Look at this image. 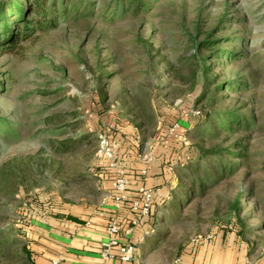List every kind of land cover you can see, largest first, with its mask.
Segmentation results:
<instances>
[{
	"label": "rangeland",
	"instance_id": "rangeland-1",
	"mask_svg": "<svg viewBox=\"0 0 264 264\" xmlns=\"http://www.w3.org/2000/svg\"><path fill=\"white\" fill-rule=\"evenodd\" d=\"M56 3L60 15L63 2ZM66 3L68 14L56 18V28L30 30L27 37L22 30L11 51L0 45V264H26L23 228L32 205L95 197L103 171L96 157L101 128L120 152L125 148L123 159L136 157L138 143L141 151L154 144L167 149L170 140L160 137L177 115L194 141L195 115L216 102L211 86L207 100L196 104L208 53L199 44L210 32L237 53L222 60L217 84L232 76L249 83L223 94L214 109L246 102L264 125V0ZM249 137V156L236 177L195 199L172 225L155 229L162 262L179 257L180 246L215 240L217 228L234 218L230 203L240 185H255V196L242 197L247 225L236 239L264 258V131Z\"/></svg>",
	"mask_w": 264,
	"mask_h": 264
},
{
	"label": "trees",
	"instance_id": "trees-1",
	"mask_svg": "<svg viewBox=\"0 0 264 264\" xmlns=\"http://www.w3.org/2000/svg\"><path fill=\"white\" fill-rule=\"evenodd\" d=\"M28 1L0 0V45H4L9 51L16 47L22 30L28 33L24 36L27 37L30 30L56 28L58 25L56 18L58 16L66 17L68 14L66 0H62L63 7L60 15L56 0H34L33 3ZM72 6L77 12H80L78 4L73 3ZM211 35L212 32L209 33V37ZM209 37L199 44V48L207 49L208 53L202 64L205 88L199 94L196 104L199 105L207 100L211 86L216 102L210 105L204 103L200 112L195 115L198 129L192 136L193 142L185 144L181 137L169 139L171 143L165 149L162 159L163 175L166 176L169 198L161 199L158 206H154L156 198L153 201L151 214L147 218L152 220L154 231L157 228L161 232L163 230V228L160 229L162 223L166 222L167 225H172L174 218L182 216L185 210L192 206L195 199L203 198L210 189L217 187L223 181L236 177L240 172L242 162L249 156V134L259 130L264 131V125L259 123L254 110L248 109L246 102L230 105L226 109H214L223 94L234 89H247L249 83L244 77L232 76L217 84V80L221 77L215 72L221 69L222 60H233L237 57V53L224 48L219 40ZM218 59L221 60L218 61L219 63L216 61ZM178 117L179 115L174 116L165 126L163 136L160 137L161 141L168 138V128L171 124L179 122ZM186 120L189 122L188 119ZM241 133L244 135L236 139L235 137ZM179 134L180 136L185 135L182 125ZM79 140L80 138L69 139L62 144L68 146L69 142L77 143ZM137 146L138 149L134 151V154L140 162L145 163L138 156L141 152L140 143ZM140 170L141 168L134 169V176L137 180ZM254 192L255 185L248 188L240 185L235 199L230 203L233 212L231 216L234 218L229 217L228 224L217 228L216 231L233 232L237 238H243L247 222L242 215L245 210L242 197L255 196ZM244 241L246 240H241V243L247 248L249 254L250 247H247ZM204 242L206 241H194L190 245L194 247ZM183 246L179 248V255L185 252L186 248ZM22 249L26 258L29 255L26 242Z\"/></svg>",
	"mask_w": 264,
	"mask_h": 264
},
{
	"label": "crops",
	"instance_id": "crops-1",
	"mask_svg": "<svg viewBox=\"0 0 264 264\" xmlns=\"http://www.w3.org/2000/svg\"><path fill=\"white\" fill-rule=\"evenodd\" d=\"M121 154L125 148H121ZM153 162L146 181L148 186L158 189L154 206L161 199L169 198L166 176L163 175L162 159L164 147L154 144L148 150ZM128 155V154H127ZM124 155L129 172L128 200L118 204L112 179L106 170L100 171L95 197L80 202L57 200L32 205L27 211L28 225L24 226L26 247L29 255L26 264H50L57 256L63 257L62 264H264V258L247 253V248L236 239L233 232L216 231L215 240L201 245H188L179 257L170 262H162L157 245L160 238L155 236L151 219H143L130 232L127 229L135 214L131 201L138 198V180L134 169L143 163L133 156ZM137 158V160H136ZM115 217L123 227L121 238L136 246L132 261L107 258L103 255L101 243L106 237V226L110 217Z\"/></svg>",
	"mask_w": 264,
	"mask_h": 264
},
{
	"label": "built area",
	"instance_id": "built-area-1",
	"mask_svg": "<svg viewBox=\"0 0 264 264\" xmlns=\"http://www.w3.org/2000/svg\"><path fill=\"white\" fill-rule=\"evenodd\" d=\"M180 129V122L171 124L168 128L167 140L181 137L185 144H189L190 141L186 135L180 136ZM97 140L96 157L101 162L104 170L107 173L109 172L111 176L112 188L116 192L115 200L118 204L126 202L128 200L129 172L120 152L119 143L108 133V129L98 132ZM138 156L144 160L145 164L141 168L138 176V198L132 200L130 204L135 216L130 221L127 232H130L134 226L150 216L153 201L158 193V189L146 184L153 162V156L146 150L141 151ZM122 230L123 227L117 218L112 216L108 219L106 237L101 243L102 252L107 258H119L122 261L129 262L134 258L136 246L131 242L122 240ZM62 262L63 257L57 256L51 260L50 264H62Z\"/></svg>",
	"mask_w": 264,
	"mask_h": 264
}]
</instances>
